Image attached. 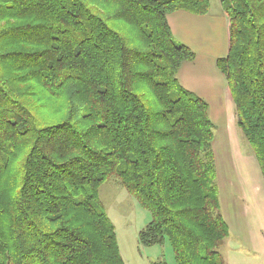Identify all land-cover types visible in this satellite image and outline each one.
<instances>
[{
  "label": "trees",
  "instance_id": "trees-1",
  "mask_svg": "<svg viewBox=\"0 0 264 264\" xmlns=\"http://www.w3.org/2000/svg\"><path fill=\"white\" fill-rule=\"evenodd\" d=\"M216 61L264 182V0H219ZM209 0H0V264H125L99 203L111 177L147 210L142 245L225 264L208 104L167 15ZM151 264H165L153 262Z\"/></svg>",
  "mask_w": 264,
  "mask_h": 264
},
{
  "label": "rangeland",
  "instance_id": "rangeland-1",
  "mask_svg": "<svg viewBox=\"0 0 264 264\" xmlns=\"http://www.w3.org/2000/svg\"><path fill=\"white\" fill-rule=\"evenodd\" d=\"M209 1L211 13L220 10L219 0ZM194 49L191 48L192 51ZM211 122L215 183L222 204L220 212L224 214L232 230L229 232V243L226 239L222 248H219V253L221 257H227L230 264H264V182L258 162L242 135L240 142L233 140V145H229L222 119ZM232 130L231 126L230 131ZM99 203L115 228L120 254L125 264H176L168 243L147 246L138 242V232L150 221L151 215L126 191L117 178L111 177L101 185ZM255 231L259 242L250 245L246 237H250Z\"/></svg>",
  "mask_w": 264,
  "mask_h": 264
},
{
  "label": "crops",
  "instance_id": "crops-1",
  "mask_svg": "<svg viewBox=\"0 0 264 264\" xmlns=\"http://www.w3.org/2000/svg\"><path fill=\"white\" fill-rule=\"evenodd\" d=\"M219 9L214 13L209 12L204 15H193L183 11L172 12L167 15V20L173 38L180 40L190 49L195 48L194 59L183 63L177 72L179 84L208 104L210 120L222 119L227 142L233 145V140L236 143L241 141L242 134L236 125L235 108L227 93L225 77L216 65L217 59L227 53V19L220 3ZM231 126L233 127L232 132L230 131ZM234 207L238 209L235 204ZM221 210L223 212V206ZM222 217L231 233L232 230L224 214ZM226 239L229 243L230 234ZM246 240L250 245L258 243L259 237L256 231L250 234V237L247 236ZM223 259L225 264H230L227 257Z\"/></svg>",
  "mask_w": 264,
  "mask_h": 264
}]
</instances>
